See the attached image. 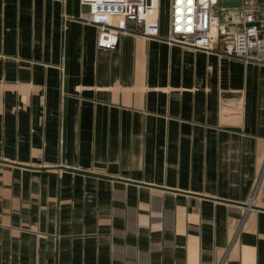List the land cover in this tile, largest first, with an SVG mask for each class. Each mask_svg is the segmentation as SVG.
<instances>
[{
    "label": "crops",
    "instance_id": "1",
    "mask_svg": "<svg viewBox=\"0 0 264 264\" xmlns=\"http://www.w3.org/2000/svg\"><path fill=\"white\" fill-rule=\"evenodd\" d=\"M170 1L106 50L0 0V264H264V66L166 43Z\"/></svg>",
    "mask_w": 264,
    "mask_h": 264
},
{
    "label": "built area",
    "instance_id": "2",
    "mask_svg": "<svg viewBox=\"0 0 264 264\" xmlns=\"http://www.w3.org/2000/svg\"><path fill=\"white\" fill-rule=\"evenodd\" d=\"M230 1L239 5L222 7L228 14L226 22H220L213 8ZM80 5L88 8L83 20L97 29L96 45L101 49H115L119 37L130 32L129 26L143 37L160 38L158 0H80ZM163 40L207 51L215 50L219 43L220 55L264 66V4L256 0H171Z\"/></svg>",
    "mask_w": 264,
    "mask_h": 264
},
{
    "label": "water",
    "instance_id": "3",
    "mask_svg": "<svg viewBox=\"0 0 264 264\" xmlns=\"http://www.w3.org/2000/svg\"><path fill=\"white\" fill-rule=\"evenodd\" d=\"M239 5L238 1H230V2H225L224 6L225 7H237ZM84 10L87 12L88 8L84 7Z\"/></svg>",
    "mask_w": 264,
    "mask_h": 264
},
{
    "label": "rangeland",
    "instance_id": "4",
    "mask_svg": "<svg viewBox=\"0 0 264 264\" xmlns=\"http://www.w3.org/2000/svg\"><path fill=\"white\" fill-rule=\"evenodd\" d=\"M166 10V9H165ZM163 12V11H162ZM164 13V12H163ZM165 15V14H164Z\"/></svg>",
    "mask_w": 264,
    "mask_h": 264
}]
</instances>
